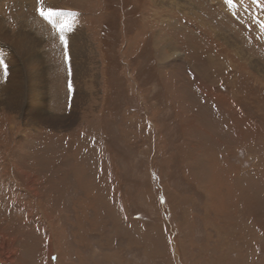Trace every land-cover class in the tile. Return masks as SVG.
I'll use <instances>...</instances> for the list:
<instances>
[{"label":"rangeland","instance_id":"obj_1","mask_svg":"<svg viewBox=\"0 0 264 264\" xmlns=\"http://www.w3.org/2000/svg\"><path fill=\"white\" fill-rule=\"evenodd\" d=\"M27 3L0 0V264H264V0H50L51 60Z\"/></svg>","mask_w":264,"mask_h":264},{"label":"crops","instance_id":"obj_2","mask_svg":"<svg viewBox=\"0 0 264 264\" xmlns=\"http://www.w3.org/2000/svg\"><path fill=\"white\" fill-rule=\"evenodd\" d=\"M49 1L50 0H43V2L41 3L40 0H34V3H30V4L27 3L28 6H27V4H24V5L20 6V8H18L17 10H20V9L21 10H24L25 9L24 14H25L26 18L25 17H21L20 15H16V17L17 16L18 17L15 18V19H13V20L14 21H17L16 24H19V22L21 21V18L22 19L25 18V20L27 21L28 26L30 28L29 29V32L31 34H34L40 41H42V43L43 42L45 43V45H46L44 47L45 48L44 49L45 51H39L43 55V58L44 59H45V56L49 60H51V58H53V56L55 58L57 56H59L61 59H68V57L70 55V54H68V51H53L54 48L47 46L52 41H58V43L56 44V47L60 46V44H63L62 41L60 40V31H59V28L56 26V23H55V21L56 20H59L60 17H56V18H54V20L52 22H50V21L46 20L44 17H42L40 15V10L41 9L43 11H45V12H47L49 8L53 9L51 7V4L49 3ZM19 2H17V3H19ZM11 10H13L12 11L13 13L15 12V8L14 9H11ZM59 12L65 14L64 19L69 24L70 16L67 15L69 13L68 10H61ZM72 13H75V12L72 11ZM18 18H20V19H18ZM6 19H8V18L6 17ZM13 20H10V21H13ZM73 33L70 32L69 34L73 35ZM69 34H68V32H65L64 33L65 38ZM71 35H69V36H71ZM7 47L8 46L5 45L4 42H1L0 43V59H5L6 63L8 64V62H9L8 61V58H11V55L10 54H12V52L14 53V51H11V53H10L9 47L8 48ZM63 53H65V54L63 55ZM64 64H66V63L64 62ZM8 78H9V76H8ZM8 78H7V80H8Z\"/></svg>","mask_w":264,"mask_h":264},{"label":"snow or ice","instance_id":"obj_3","mask_svg":"<svg viewBox=\"0 0 264 264\" xmlns=\"http://www.w3.org/2000/svg\"><path fill=\"white\" fill-rule=\"evenodd\" d=\"M40 2L42 3L43 0H40ZM226 2L229 4H232L234 2V0H226ZM40 15L50 22H52L54 20V18L60 17V19L56 20L55 23H56V26L59 28V31H60V40L64 44V47L67 49L68 48V40L65 38L64 33L73 31V28L64 19L65 14L57 12V11L49 8L47 12H45L41 9ZM67 15L68 16H75L76 14L75 13H68ZM261 27L264 28V24H262ZM0 76H2V78L4 80H7L8 76H9V66L6 63L5 59H0Z\"/></svg>","mask_w":264,"mask_h":264},{"label":"bare ground","instance_id":"obj_4","mask_svg":"<svg viewBox=\"0 0 264 264\" xmlns=\"http://www.w3.org/2000/svg\"><path fill=\"white\" fill-rule=\"evenodd\" d=\"M33 109V108H32ZM37 109V108H36ZM34 117V116H33ZM29 120V119H28Z\"/></svg>","mask_w":264,"mask_h":264}]
</instances>
